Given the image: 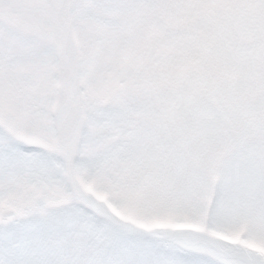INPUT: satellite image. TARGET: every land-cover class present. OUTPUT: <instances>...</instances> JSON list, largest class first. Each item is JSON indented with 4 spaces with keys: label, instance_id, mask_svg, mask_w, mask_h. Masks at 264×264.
<instances>
[{
    "label": "snow or ice",
    "instance_id": "1",
    "mask_svg": "<svg viewBox=\"0 0 264 264\" xmlns=\"http://www.w3.org/2000/svg\"><path fill=\"white\" fill-rule=\"evenodd\" d=\"M228 11L0 0V264H264V0Z\"/></svg>",
    "mask_w": 264,
    "mask_h": 264
},
{
    "label": "clouds",
    "instance_id": "2",
    "mask_svg": "<svg viewBox=\"0 0 264 264\" xmlns=\"http://www.w3.org/2000/svg\"><path fill=\"white\" fill-rule=\"evenodd\" d=\"M254 0H193L194 6L198 8L219 7L229 10L226 15L229 19L235 16L241 22H250L251 14L248 9ZM7 7V6H5ZM122 211H127L122 208Z\"/></svg>",
    "mask_w": 264,
    "mask_h": 264
}]
</instances>
